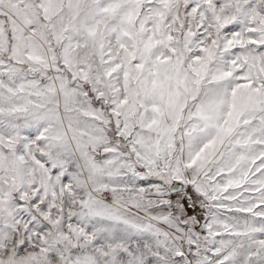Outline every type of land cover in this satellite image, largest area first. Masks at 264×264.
I'll return each instance as SVG.
<instances>
[{
	"label": "snow or ice",
	"instance_id": "6c2138e0",
	"mask_svg": "<svg viewBox=\"0 0 264 264\" xmlns=\"http://www.w3.org/2000/svg\"><path fill=\"white\" fill-rule=\"evenodd\" d=\"M0 264H264V0H0Z\"/></svg>",
	"mask_w": 264,
	"mask_h": 264
}]
</instances>
